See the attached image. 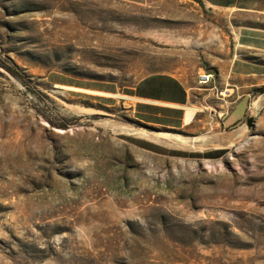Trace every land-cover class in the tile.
<instances>
[{"label":"rangeland","instance_id":"1","mask_svg":"<svg viewBox=\"0 0 264 264\" xmlns=\"http://www.w3.org/2000/svg\"><path fill=\"white\" fill-rule=\"evenodd\" d=\"M250 22L198 0H0V264H264V86L219 159L124 139L156 130L124 94L147 75L179 78L190 108L230 101L209 89L230 88L219 74Z\"/></svg>","mask_w":264,"mask_h":264},{"label":"crops","instance_id":"2","mask_svg":"<svg viewBox=\"0 0 264 264\" xmlns=\"http://www.w3.org/2000/svg\"><path fill=\"white\" fill-rule=\"evenodd\" d=\"M117 1L140 5L150 0ZM198 1L208 7L239 13L251 19L250 23L242 24L237 30L236 55L226 71L219 74V84L230 88L218 92L217 85L213 84L209 89L211 94L215 91L219 95H226L230 101L221 98L223 103L220 106L198 105L190 108L191 88L176 76L156 73L141 78L124 93L133 118L146 127L168 132V137L153 133L143 135L137 130L129 135L130 144L134 148L150 154L177 158L180 157V153L185 152L210 153L214 157L223 151L228 152L229 147L238 142L246 131L243 120L247 112V104L243 116L240 110L237 111L238 105L244 99L248 103L253 88L264 86V0ZM52 82L67 84L62 83L57 77L53 78ZM89 89L106 93L114 92L106 86ZM190 110L193 111V116L189 122H186ZM185 130L193 132L192 150L182 147L184 141L180 138H173L179 137V133L175 132Z\"/></svg>","mask_w":264,"mask_h":264},{"label":"trees","instance_id":"3","mask_svg":"<svg viewBox=\"0 0 264 264\" xmlns=\"http://www.w3.org/2000/svg\"><path fill=\"white\" fill-rule=\"evenodd\" d=\"M60 79H61V82L62 83H68V81L67 80H64V78H62V77H60ZM71 85H76V84H71ZM77 85H81V84H77ZM82 87H84V88H86L85 86H82ZM88 88H90V87H88ZM104 99V98H103ZM108 103H111L112 102V100H110V99H105ZM138 123V122H137ZM126 141H128L129 143L131 142V140H130V138H129V136L128 137H125L124 138ZM227 152L226 151H223L220 155H218V156H212V154H210V153H206V154H198V153H180L179 154V156L180 157H187V158H205V159H219V158H221V157H223L225 154H226Z\"/></svg>","mask_w":264,"mask_h":264},{"label":"water","instance_id":"4","mask_svg":"<svg viewBox=\"0 0 264 264\" xmlns=\"http://www.w3.org/2000/svg\"><path fill=\"white\" fill-rule=\"evenodd\" d=\"M264 94V90L259 91V95ZM245 124L247 128H251L254 125V108L251 107L245 115ZM148 130V129H146ZM151 133H155L157 135L168 137V132L160 131V130H149Z\"/></svg>","mask_w":264,"mask_h":264},{"label":"built area","instance_id":"5","mask_svg":"<svg viewBox=\"0 0 264 264\" xmlns=\"http://www.w3.org/2000/svg\"><path fill=\"white\" fill-rule=\"evenodd\" d=\"M214 79V76L211 72L203 71L197 75V82L200 85L210 84Z\"/></svg>","mask_w":264,"mask_h":264},{"label":"bare ground","instance_id":"6","mask_svg":"<svg viewBox=\"0 0 264 264\" xmlns=\"http://www.w3.org/2000/svg\"><path fill=\"white\" fill-rule=\"evenodd\" d=\"M82 91H86V92H90V93H96V92H93L90 90H82ZM192 116H193V111L192 110L188 111L186 119H185L186 122H189L192 119Z\"/></svg>","mask_w":264,"mask_h":264}]
</instances>
